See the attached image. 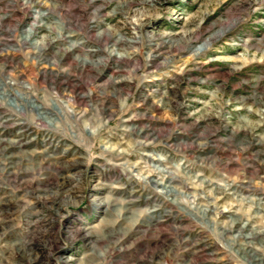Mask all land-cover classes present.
Here are the masks:
<instances>
[{
    "label": "rangeland",
    "instance_id": "rangeland-1",
    "mask_svg": "<svg viewBox=\"0 0 264 264\" xmlns=\"http://www.w3.org/2000/svg\"><path fill=\"white\" fill-rule=\"evenodd\" d=\"M0 264H264V0H0Z\"/></svg>",
    "mask_w": 264,
    "mask_h": 264
}]
</instances>
